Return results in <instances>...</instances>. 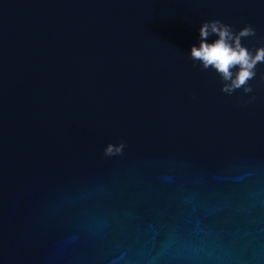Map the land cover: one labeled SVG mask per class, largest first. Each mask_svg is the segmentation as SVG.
<instances>
[{
	"label": "water",
	"instance_id": "1",
	"mask_svg": "<svg viewBox=\"0 0 264 264\" xmlns=\"http://www.w3.org/2000/svg\"><path fill=\"white\" fill-rule=\"evenodd\" d=\"M211 22L264 49V0H0V264H264V60L224 90Z\"/></svg>",
	"mask_w": 264,
	"mask_h": 264
},
{
	"label": "clouds",
	"instance_id": "2",
	"mask_svg": "<svg viewBox=\"0 0 264 264\" xmlns=\"http://www.w3.org/2000/svg\"><path fill=\"white\" fill-rule=\"evenodd\" d=\"M218 22L202 24L199 30L200 36L207 35L210 29L216 32L218 39L211 43L200 41L199 47L191 46L189 51L193 58H198L202 61L204 67L212 65L216 71L220 72L225 79L231 78L230 85H226L224 90H231L233 87H239L244 84L248 78L254 75L252 69L257 61L264 60V49H258L255 55H251L247 49L240 46L237 38H233V43L229 44L228 39L231 34L226 27H217ZM250 30L244 29L241 35L247 34ZM233 65H238V70L235 77L232 78V73L229 69ZM111 146L106 148V152H111ZM119 150L118 148L116 149Z\"/></svg>",
	"mask_w": 264,
	"mask_h": 264
}]
</instances>
